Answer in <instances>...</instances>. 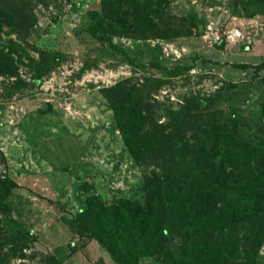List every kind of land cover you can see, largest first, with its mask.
Segmentation results:
<instances>
[{"label": "rangeland", "instance_id": "obj_1", "mask_svg": "<svg viewBox=\"0 0 264 264\" xmlns=\"http://www.w3.org/2000/svg\"><path fill=\"white\" fill-rule=\"evenodd\" d=\"M167 2L173 16L195 13L201 34L191 29L177 36L99 39L87 25L100 0H32L28 34L1 24L0 63L11 68L0 72V178L14 185L0 222L8 232L18 224L35 236L29 243L37 252L34 260L50 252L59 264H116L97 239L73 230L72 218L90 194L104 203L121 198L145 203L143 176L153 165L145 169L134 161L103 88L121 81L127 88L146 85L144 113L154 126L149 131L154 148L166 139L153 137L158 124L175 126L181 114L206 118L215 112V124L206 125L205 133L224 128L233 145L238 141L264 152V5L255 0ZM44 53L55 55L48 70L35 77ZM197 97L208 102L194 106ZM176 159L182 158L175 153ZM256 162L247 165L234 154L223 169L207 155L179 168L184 174L179 197L192 196L196 228L220 234L226 222L239 238L235 263L245 262L243 248L249 246L250 264H264V178L258 176L264 168ZM255 233L259 238L252 252L249 235ZM179 241L174 236L168 248L179 249ZM167 262L164 255L148 254L136 264Z\"/></svg>", "mask_w": 264, "mask_h": 264}, {"label": "trees", "instance_id": "obj_2", "mask_svg": "<svg viewBox=\"0 0 264 264\" xmlns=\"http://www.w3.org/2000/svg\"><path fill=\"white\" fill-rule=\"evenodd\" d=\"M255 1L264 5V0ZM100 2L99 11L89 12L87 29L102 40L115 34L136 38L177 36L188 34L191 29L196 34H201L200 30H195L196 23L200 20L197 15L190 12L183 17L173 16L166 10L167 0ZM32 7V0H0V27L4 24L17 33L28 34L32 27ZM54 55L55 53H44L43 63L36 64L38 67L34 72L35 77H40L48 70L49 57ZM10 65L8 63L2 66L0 63V72L9 70ZM123 84L124 81H121L101 91L113 111L123 144L136 164L144 165L145 169L148 165H153L150 172L143 176L145 203L138 204L131 198L104 203L90 194L85 198V207L72 218L73 230L97 239L116 264H136L139 257L148 254L164 255L170 259V264H221L222 260L226 264H250L253 254L246 251L249 246L243 248L244 263L233 261L239 255L238 248L241 244L238 237L230 234V224L224 222L220 234L202 227L196 228L197 222L193 221L195 217L191 216L192 196L187 192V197H179L184 183L183 170L179 168L187 160H193L197 156H203L207 160L209 155L212 159H218L219 166L224 169L225 163L234 154L242 156L247 165L250 160H255L257 167L261 162V168H264V152L238 141L233 145L230 134L224 128L218 133H205L206 125L215 124V112L206 118L201 114H181L183 119L175 126L171 123L158 124L160 131H153V137L166 139L159 148H154L149 145L152 124H149V116L144 113L147 97L144 99L143 93L146 85L136 86L134 83L127 88ZM202 102L207 103V98L197 97L192 103L198 107ZM168 128L175 130L167 135L165 130ZM175 153L182 158L179 159L180 162L174 160ZM258 176L264 178V169ZM13 185L9 179L0 178V209L7 208L4 199ZM176 235L179 236L181 246L173 250L168 248V244ZM195 235L198 238L192 241ZM29 236L31 238L28 239ZM257 237L259 238L257 233L249 235L253 240L250 247L252 252ZM34 239V235L18 224L14 232H8L0 222V264H28L29 261H33L32 264L60 263V259L50 252H40L34 260L37 252L32 246L29 247ZM16 258L21 261L15 263Z\"/></svg>", "mask_w": 264, "mask_h": 264}, {"label": "crops", "instance_id": "obj_3", "mask_svg": "<svg viewBox=\"0 0 264 264\" xmlns=\"http://www.w3.org/2000/svg\"><path fill=\"white\" fill-rule=\"evenodd\" d=\"M76 264V263H75Z\"/></svg>", "mask_w": 264, "mask_h": 264}]
</instances>
